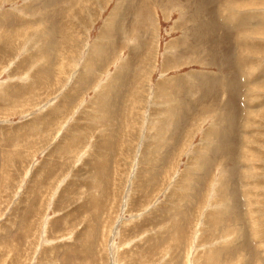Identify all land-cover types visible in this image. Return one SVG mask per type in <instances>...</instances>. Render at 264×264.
<instances>
[{"label": "rangeland", "instance_id": "obj_1", "mask_svg": "<svg viewBox=\"0 0 264 264\" xmlns=\"http://www.w3.org/2000/svg\"><path fill=\"white\" fill-rule=\"evenodd\" d=\"M0 264H264V0H0Z\"/></svg>", "mask_w": 264, "mask_h": 264}, {"label": "bare ground", "instance_id": "obj_2", "mask_svg": "<svg viewBox=\"0 0 264 264\" xmlns=\"http://www.w3.org/2000/svg\"><path fill=\"white\" fill-rule=\"evenodd\" d=\"M44 6H45V5H44ZM45 8H46V6H45ZM46 9H47V8H46ZM45 14L47 15L48 13H45ZM121 14H122V13H121ZM121 14H120V15H121ZM48 15H50V13H49ZM48 15H47V16H48ZM48 17H49V16H48ZM55 17H56V16H55ZM55 17H54V18H55ZM113 17H114V16H113ZM116 17H118V16H116ZM116 17H115L114 19H116ZM49 18H51V17H49ZM52 19H53V18H52ZM114 19H113V20H114ZM48 20H49V19H48ZM116 20H118V19H116ZM49 22L52 23L51 20H50ZM53 22H54V21H53ZM110 23H111V22H110ZM110 23H109V24H110ZM44 26H45V25H44ZM109 26H110V25H109ZM118 28H119V27H118ZM51 34H52V33H51ZM107 34H108V33H107ZM103 35H104V34L102 33L101 36H100V38L103 37ZM116 35H117V34H116ZM46 39H47V38H46ZM53 39H54V38H53ZM103 39H104V38H103ZM103 39H102V40H103ZM53 41H54V40H53ZM98 42H99V41H98ZM104 42H105V41H104ZM106 43H107V42H106ZM106 43H104V44H106ZM109 45H110V44H109ZM100 46H101V45H100ZM100 46H97V48L100 47ZM113 47H114V46H113ZM101 48H102V47H101ZM107 48H108V47H107ZM118 48H119V47H118ZM118 48H117V50H118ZM95 49H96V47H95ZM104 49H105V48H104ZM108 49H110V48H108ZM92 50H93V48H92ZM92 50H91V53H93V52L95 51V50H94V51L92 52ZM99 50H100V49H99ZM106 50H107V49H106ZM101 51L103 52V50H101ZM101 51H96V52H94L95 54H93V56L95 57L96 53L98 52V53H97V56H99V58H101V59L104 60L105 58L103 57V53H102ZM107 51H108V50H107ZM114 51H115V50H114ZM89 52H90V51H89ZM91 53H90V54H91ZM107 53H108V52H107ZM113 53H114V52H113ZM46 55H47V54H46ZM106 55H107V54H106ZM91 56H92V55H91ZM93 56H92V57H93ZM104 56H105V55H104ZM109 56H110V55H109ZM94 57H93V58H94ZM87 58L91 59L90 56L87 57ZM89 59H88V61H89ZM101 59H99V60H101ZM106 59H107V58H106ZM85 60H86V59H85ZM96 60H97V59H96ZM103 60L100 61V62H103ZM107 60H109V58H108ZM133 60H134V59H133ZM88 61H87V62H88ZM93 61H94V60H93ZM129 61H130V60H129ZM132 62H133L134 64H133ZM90 63H91V62H90ZM90 63H87L86 68H88V69L91 68V67H90V66H91ZM98 63H99V61H98ZM129 63H130V62H129ZM129 63H128V64H129ZM128 64H127V65H128ZM130 64H131V65L133 64V66H134V65L136 64V62L131 61ZM130 64H129V65H130ZM99 65H100V64H99ZM93 66H94V65H93ZM133 66H132V67H133ZM132 67H131V70H132ZM133 68H134V67H133ZM88 69H87V70H88ZM92 69H94V68H92ZM123 69H124V66H122L120 70H123ZM126 69H127V68H126ZM124 70H125V69H124ZM131 70L128 71V72H131ZM84 71H85V70H84ZM92 71H93V70H92ZM86 72H87V71H86ZM89 72H90V71H89ZM89 72H88V74H89ZM118 73H119V72H118ZM118 73H117V74H118ZM86 74H87V73H86ZM91 74H92V73H91ZM81 75H82V74H81ZM115 75H116V74H115ZM129 75H130V74H129ZM117 76H118V75H117ZM117 76H116V77L114 76V78H117ZM127 76H128V75H127ZM124 77H125V76H124ZM133 80H134V79H133ZM125 81H127V80H125ZM131 81H132V80H131ZM131 81L129 80V82H131ZM119 82H120V81H119ZM132 82H133V81H132ZM81 83H82V82H81ZM85 83H86V82H85ZM85 83H84L83 85H85ZM114 83H115V82H114ZM112 84H113V83H112ZM141 84H142V83H141ZM129 85H130V84H129ZM129 85H128V86H129ZM85 86H86V85H85ZM111 86H112V85H111ZM83 87H84V86H83ZM128 88H129V87H128ZM133 88H134V87H133ZM108 90H109V88H108ZM112 91H113V90H112ZM113 93H114V92H113ZM116 93H117V92H116ZM105 94H106V92H105ZM105 94H104V95H105ZM107 96H109V95H107ZM113 96H114V94H113ZM113 96H112V97H113ZM109 97H110V96H109ZM109 97H108V98H109ZM112 97H111V98H112ZM116 97H117V96H116ZM108 98H107V99H108ZM107 99H106V100H107ZM112 99H113V98H112ZM107 101H108V100H107ZM116 102H117V101H116ZM108 103H110V102H108ZM104 104H105V103H104ZM111 104H112V103H111ZM95 105H96V104H95ZM104 106H105V105H104ZM97 107H98V109H99V107H102V106H101V104H100V106L97 105ZM108 107H109V109H110L111 106L108 105ZM112 107H113V106H112ZM102 108H103V107H102ZM102 108H101V110H102ZM113 108H115V107H113ZM103 109H104V108H103ZM106 109H107V108H106ZM109 109H108V111H109ZM99 110H100V109H99ZM110 111H111V110H110ZM112 111H113V109H112ZM112 111H111V112H112ZM182 114H183V113H182ZM185 117H186V116H185ZM182 120H183V119H182ZM231 120H234V119L232 118ZM108 121H109V120H108ZM110 121H111V120H110ZM109 145H110V144H109ZM66 146H67V145H66ZM103 146H104V145H103ZM110 146H111V145H110ZM103 150H104V149H103ZM109 150H110V149H109ZM200 153H201V152H200ZM202 155H203V154H202ZM164 157H165V156H164ZM200 158H201V157H200ZM197 159H198V158H197ZM201 160H203V159H201ZM165 161H166V160H165ZM224 168H225V167H224ZM153 172H155V170H153L152 173H153ZM155 175H156V172L153 173V176H154V177H156ZM154 177H153V178H154ZM153 178H152V179H153ZM187 186H188V185H187ZM192 192H193V191H192ZM232 192H233V191H232ZM190 194H191V193H190ZM220 194H221V192H220ZM230 195H231V194H230ZM184 197H186V195H185ZM229 197H230V196H229ZM230 198H232V197H230ZM188 199H189V196H188ZM201 200H202V199H201ZM230 200H231V199H230ZM187 202H188V201H187ZM232 202H233V201H232ZM185 204H186V203H185ZM231 204H232V203H231ZM190 209H191V208H190ZM190 209H189V210H190ZM181 216H182V215H181ZM185 216H186V215H185ZM213 217H214V216H213ZM180 218H181V217H180ZM210 220H211V219H210ZM219 220H220V219H219ZM225 220H226V219H225ZM216 222H217V221H216ZM223 222H224V221H223ZM225 222H226V221H225ZM225 222H224V223H225ZM232 222H233V221H232ZM213 223H214V222H213ZM236 223H238V222L236 221ZM215 226H216V225H215ZM234 226H236V225H234ZM181 228H182V227H181ZM182 231H183V230H182ZM178 232H179V231H178ZM180 233H181V231H180ZM242 233H243V232H242ZM240 236H241V235H240ZM242 236H243V235H242ZM242 238H243V237H242ZM246 245H247V244H246ZM89 246H90V245H89ZM214 257H215V256H214ZM216 258H217V257H216ZM216 258H215V260H216ZM215 260H214V261H215Z\"/></svg>", "mask_w": 264, "mask_h": 264}]
</instances>
